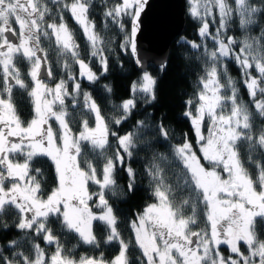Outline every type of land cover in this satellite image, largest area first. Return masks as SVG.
I'll list each match as a JSON object with an SVG mask.
<instances>
[{
	"label": "snow or ice",
	"instance_id": "6c2138e0",
	"mask_svg": "<svg viewBox=\"0 0 264 264\" xmlns=\"http://www.w3.org/2000/svg\"><path fill=\"white\" fill-rule=\"evenodd\" d=\"M51 2L57 6L58 24L46 23L51 8L45 0H0V77L3 81L2 92L7 94V98L0 96V215L9 209L15 210L18 222L14 226L31 242L34 254L29 256L22 251H11L10 255H5L6 250L18 247L20 241L13 239L0 246V264H107L102 253L100 258L81 257L79 261L65 255L63 244L49 227L52 218L59 221L61 228L76 233L84 244L97 247L93 221H100L108 229L105 243L119 244L120 251L111 264H130V243L121 237L117 217L105 193L116 185L117 166L122 167L125 156L130 159L138 147L137 137L144 130L152 129L153 125L138 120L135 131L119 135L111 131L109 122L101 115V109L92 95L83 92V107L95 116L96 126L90 128L88 121L84 120L83 131L73 135L69 120L71 114L65 101L71 97L73 105L79 106L77 97L81 94V84L73 75L72 63L68 60L62 65L67 80L62 78L54 88L44 82L42 75L45 71L48 77H52L53 73L48 51L41 46V37H54L58 54L70 55L71 61L79 66V77L89 82L97 81L98 76L89 64L79 58L80 46L63 15L70 13L90 45L91 56L99 60L104 72L108 70V61L101 47L102 38L95 31V22L89 19L93 0ZM146 4L147 0H122L121 4L104 13L105 18H110L119 31L125 33L121 49L130 48L138 66L142 65V60L136 38ZM214 12L218 14L219 24L213 33L207 17H214ZM190 13L201 21L199 35L211 39L215 44L214 50H209L206 45L190 42L193 49L205 48L211 66L206 76L200 79L203 87L198 95L195 113L191 110L185 112L191 120L196 143L207 166L201 162V157L193 151V145L187 139L183 144L173 146V156L183 166L180 173L183 182L177 187L188 192V196L177 205L164 169L155 162L157 159L167 160V157L163 154L153 157L147 173L155 185L153 195L157 203L149 204L132 222L135 243L146 264H264V240H260L255 231L256 219L264 220V162L255 161L249 155V163H254L257 170L254 178L238 151L242 141L248 143L250 153L257 148L264 149V131L258 137L252 134V113L239 99L236 82L228 75L223 63L225 58L235 60L256 114L264 118V44L261 43L264 41V30L259 37H245L242 41L226 36L236 19L239 27L245 31L255 25L258 22L256 18L264 16V0H232V3L229 0H192ZM124 17L131 18L130 33L126 32ZM19 59L29 64L27 75L33 82L28 95L33 103L34 117L26 125L12 102L14 87L28 89L17 67ZM164 67L166 62L161 65V70ZM253 67L258 75H252L250 69ZM222 77L226 83H221ZM69 81L72 82L71 92ZM156 84L155 77L148 71H142L138 81H133L131 85L133 96L115 106L123 114L114 117L111 123L119 126L125 122L140 100L151 104L156 98ZM104 87L105 91L111 93L108 85ZM225 90L230 94L226 95ZM257 96L261 98L257 99ZM187 103L191 105L193 101ZM228 105L230 112L225 115L224 109ZM57 107L59 110H56ZM206 118L210 124L207 135H204L201 129ZM51 119H55L59 125L58 137L49 123ZM154 130L159 139H169V131L162 121L154 126ZM109 136L117 139L118 149L114 156L106 158L102 179H98L92 161H84L87 170L81 167L79 158L83 156L82 144L87 143L92 151L102 154L109 143ZM18 157H22L23 162ZM38 157H47L55 166L57 187L46 199L42 197V183L38 179L43 175L41 169H35V175H32L31 164ZM126 171L131 191L136 174L131 166ZM89 182L99 185L100 191L90 194ZM93 195L99 198L97 206L102 208L100 215H95L89 207L88 202ZM201 204L210 231L207 228L192 230L198 223L197 208ZM185 206L192 208L191 215L183 214ZM2 227L7 231L10 225L4 223ZM41 236L45 244L55 245L50 260L46 258L45 249L34 242ZM240 242L247 247V254L241 251ZM221 246H227L230 255L224 256Z\"/></svg>",
	"mask_w": 264,
	"mask_h": 264
},
{
	"label": "trees",
	"instance_id": "16d2710c",
	"mask_svg": "<svg viewBox=\"0 0 264 264\" xmlns=\"http://www.w3.org/2000/svg\"><path fill=\"white\" fill-rule=\"evenodd\" d=\"M48 6L51 8V12L46 17V23L60 22L59 14L57 13V6L53 5L51 0H45ZM71 2V0H67ZM121 0H93L91 10L89 12V19L95 22V31L102 38L101 47L104 49V55L107 57L108 70L103 71L99 60L91 56V50L89 43L86 40L84 33L80 26L73 20L70 13L65 12L64 20L68 27L74 34L76 43L80 46V59H83L89 64L93 72L99 74L98 80L86 84V88L90 91L93 99L99 105L101 109V115L109 122L110 129L117 132L119 135L135 131L136 122L143 120L146 123L153 125L152 129H147L137 137L138 147L133 151V155L130 159L125 156V164L117 166L115 172L116 185L114 189L108 190L105 193L109 205L113 209L114 215L117 217V228L121 234V237L130 243L128 250V258L130 264H141L144 261L141 250L135 243V236L131 227V222L136 218V215L142 211V209L150 202L154 200L153 190L155 185L152 183L148 173V166L153 163V157L163 154L167 157V160L157 159L155 162L164 169L166 181L172 186L174 190L175 203L179 205L184 198L188 196L187 190H183L177 187L178 184H182L183 177L180 176L182 171V164L175 160L172 148L175 145L183 144L185 139L192 143L196 147V136L189 117L185 115V112L191 110L195 111L196 104L198 102V94L202 87L200 83L201 77L206 76L208 68L211 66V61L207 59L205 55V48L202 46L199 49H193L190 42L206 45L207 49L214 50L215 44L211 39L202 38L198 29L200 22L194 17L189 16L187 13V19L183 35L179 36L176 41L171 44L169 57L166 61V67L161 70V65L156 67L153 64H149L147 69L150 74L155 77L157 84L155 86V100L151 104H145L143 100H140L137 104L134 112L129 118L121 125L117 126L111 123L114 117L122 115L115 106L119 105L124 99L129 98L132 94L131 85L140 74L138 65L135 62V58L131 54V50H122L121 42L124 39V32L119 31V28L114 25L110 18H105L104 13L118 5ZM232 3V0H229ZM257 23L250 26L246 31L239 27L238 19L230 26V30L226 32V36H233L238 41H242L245 37H259L262 30H264V16L256 18ZM210 31L215 32V28L218 27L219 17L215 13L214 22L209 19ZM123 23L127 33L131 32V18L124 17ZM49 32L51 30H48ZM48 41L49 52L54 50L56 46L54 37L43 38ZM188 42V43H186ZM264 44V41L261 42ZM46 45V44H45ZM47 49V48H46ZM238 45L236 51H238ZM227 67L228 75L236 82L238 88V97L248 107L252 113V134L259 136L261 131H264V118L256 114L254 103L248 95L247 88L243 83V77L241 71L232 58H225L223 61ZM165 64V63H164ZM55 69H52V77L49 81L53 83L57 80V76L54 75ZM252 75H258L255 68L250 69ZM1 79V77H0ZM2 80V79H1ZM0 80V88L2 81ZM221 83H226V80L222 77ZM105 85L111 88V93L105 91ZM25 90H21L19 95H12V102L16 107L17 114L20 119L26 124L31 117V105L25 95ZM225 94H230L225 90ZM257 96V99H260ZM192 100L193 103L189 105L187 101ZM84 114H88L87 110H83ZM230 105L224 109V114H229ZM89 115V114H88ZM163 122L164 127L169 131V139L162 140L157 137V132L154 130V126ZM115 137L110 138V142L105 147V154L97 152L95 155L100 158L99 167L101 168L102 162L106 157H112L116 153ZM111 150V151H110ZM238 151L240 158L244 162L245 167L248 168L250 174L255 178L257 170L254 163H249L248 157L251 154L255 161L264 162V149H259L253 153L249 152V146L246 141L240 142L238 145ZM122 155L124 153L121 151ZM103 155V156H102ZM34 160L31 164L33 169L40 168L43 175L41 176V183L43 192L42 195H46L56 184V176L54 169L49 160L45 158ZM202 163L207 166V162ZM102 162V163H101ZM131 166L135 171V184L132 190H129V177L124 166ZM259 188V186H257ZM90 191L96 189L94 185L90 186ZM198 223L192 227L193 231H199L202 229H208V224L205 217V209L201 204L197 208ZM183 214L189 216L192 214V208L185 206L183 208ZM18 222V216L15 210L9 209L4 215H0V246L6 245L8 241L13 239L20 241L18 247L6 250L5 255H10L11 251H22L24 254L33 256L31 242L24 237V233L18 231L15 228V223ZM8 223L10 228L7 231L3 230V224ZM49 227L53 229L54 234L59 238L60 242L64 246V254L73 258L79 259L83 256L87 257H101L103 254L104 260H111L117 251H119L118 243H105L108 234V229L100 221L95 220L93 222V234L95 235L98 247L95 245L84 244L78 235L74 232H68L66 229L61 228L60 223L51 220ZM256 234L260 240H264V220L260 218L256 219ZM65 236L60 238L62 235ZM35 243H39L41 247L45 249L46 255H49L55 249L54 245L45 244L42 236L36 238Z\"/></svg>",
	"mask_w": 264,
	"mask_h": 264
},
{
	"label": "rangeland",
	"instance_id": "374dc122",
	"mask_svg": "<svg viewBox=\"0 0 264 264\" xmlns=\"http://www.w3.org/2000/svg\"><path fill=\"white\" fill-rule=\"evenodd\" d=\"M122 3V0H121V2L119 3V4H121ZM191 3H192V0H186V11H187V13L189 14V16H191V17H193L192 15H191V13H190V8H191ZM201 12H203V8H201ZM214 17H215V12H214ZM214 17H207V19L209 20H211V21H213L214 20ZM187 19V18H186ZM198 20V19H197ZM198 22H200L199 24H200V26H201V21L200 20H198ZM185 28V27H184ZM200 28V27H199ZM215 31H216V28H215ZM183 35V34H182ZM43 38H45V37H41V41L43 40ZM55 41V40H54ZM42 47H44L45 49L47 48V51H49V48L50 47H46V45H42ZM89 47H90V45H89ZM238 48H239V46H238ZM130 49V48H129ZM91 50V49H90ZM59 53V49L57 48V45L54 47V50H52L51 52H49V54H48V58H49V60H50V63H51V66H52V69H55L53 72H54V75L55 76H57V80L55 81V82H53V83H50L49 81L51 80V77H48V78H42L43 80H44V82L49 86V87H55V84L57 83V82H59V80H61L62 78L63 79H65V80H67V73L65 72V71H63L62 70V65L64 64V62H65V60H68V62L69 63H72V69H73V75H75L76 77H77V79H78V81H79V83L81 84V94L77 97V100H78V102H79V106H74L73 105V103H72V99H71V97H69V98H67L66 99V101H65V103H66V106H67V110H68V112L71 114L70 115V117H69V120H70V127H71V129H72V133H73V135H78L81 131H83V121L84 120H87L88 121V125H89V127L90 128H95V126H96V121H95V116L93 115V114H91V113H89L88 111V114H84V112H83V110H86L84 107H83V92H89L90 93V91L86 88V84H88V83H90L89 81H87V79H85V78H81V77H79V66L78 65H76V64H74L72 61H71V57H70V55H68V56H64V55H61V54H58ZM25 64H28L26 61H24L23 59H19L18 61H17V66L20 68V70H21V72H22V76H23V78H24V80H25V83L28 85V89L27 90H25L26 92H25V95L27 96V98H28V101L30 102V105H31V117H30V119H29V121L34 117V110H33V103H32V100H31V98H30V96L28 95V93H29V91H31V88L33 87V82L31 81V78L27 75V73H28V71H29V64H28V66L29 67H27V69H25V67H24V65ZM142 71H148V69H145V70H142ZM142 71H140V74H139V76H138V78L136 79V80H134V81H138V79L141 77V75H142ZM149 72V71H148ZM94 73H96V72H94ZM150 73V72H149ZM96 75L99 77V74L98 73H96ZM1 79H2V77H1ZM0 79V80H1ZM2 81V80H1ZM202 85V84H201ZM1 87L2 88H0V96H2L3 98H7V94L6 93H3L2 92V89H3V81H2V85H1ZM68 87H69V92H71V90H72V82L71 81H69L68 82ZM203 87V86H202ZM202 87H201V89H200V91L202 90ZM21 90H24V89H20V88H18V87H14L13 88V93H12V95L13 94H17V95H19V92L21 91ZM200 91H199V93H200ZM91 94V93H90ZM199 95V94H198ZM133 96V93L131 94V96L130 97H132ZM129 97V98H130ZM93 98V97H92ZM126 99H128V98H126ZM126 99H124V100H126ZM199 103V100H198V102H197V104ZM197 104H196V106H197ZM56 110H59L58 109V107L56 108ZM189 111V110H188ZM193 113H195V111L193 112ZM225 115H228V114H225ZM190 119V118H189ZM28 121V122H29ZM27 122V123H28ZM26 123V124H27ZM49 123L51 124V126L53 127V130H54V132H56V134H57V137L59 136V125H58V123L55 121V119H51L50 121H49ZM25 124V125H26ZM209 124H210V121H208L207 120V118L205 119V122H204V124L202 125V132H203V134L204 135H207V132H208V126H209ZM112 131V130H111ZM124 135V134H123ZM110 138H111V136H109L108 137V140H109V142H110ZM115 141H117V139H115ZM57 143L59 144L60 143V141H59V139H57ZM117 143V142H116ZM192 144V143H191ZM193 145V144H192ZM116 146H117V148H116V151H117V149H118V144H116ZM111 151V150H110ZM193 151H195L196 152V154H197V156L198 157H201L202 158V154L200 153V151H199V145L196 143V147L193 145ZM82 152H83V156L82 157H80L79 158V160H80V164H81V167L82 168H84L85 170H87V164L86 163H84V161L85 160H89V161H92V163H93V166L94 167H96V169H97V178L98 179H102V169H103V165H104V163L106 162V158H104V160L102 161V162H104L101 166V168L99 167V164L98 163H100V156L99 157H97L95 154L97 153V152H99V151H96V152H94V151H92V149H91V146L89 145V144H87V143H83L82 144ZM103 155L105 154V152L103 151V153H102ZM122 154V153H121ZM102 155V156H103ZM41 158H45V159H47V160H49L47 157H38V158H36L35 160H37L38 162L40 161L39 159H41ZM18 160L20 161V162H23V158L22 157H18ZM50 161V163L52 164V166H53V169H54V173H55V176H56V172H55V166H54V164L51 162V160H49ZM101 162V163H102ZM202 162V161H201ZM206 162V161H205ZM119 166V165H118ZM127 165H125L124 166V169H125V171H126V169H127ZM32 168V167H31ZM33 169V168H32ZM37 169H40V168H37ZM32 175H35V169H33V172H32ZM38 179L40 180L41 179V176L40 177H38ZM57 177H56V184H55V186L50 190V192L48 193V194H50L51 193V191L55 188V187H57ZM91 185H94L95 187H96V189H94L93 191H90V186ZM257 190L259 191L260 189L259 188H257ZM88 191H89V193L90 194H93V193H98L99 191H100V188H99V185H97V184H94V183H92V182H89V184H88ZM48 194H46V195H42V197L43 198H47V195ZM89 207H90V209H91V211L95 214V215H100L101 213H102V208L101 207H98L97 205H98V203H99V198H98V196H95V195H93V198H92V200H90L89 202ZM152 203H157V200H156V197L154 196V200L152 201V202H150V203H148L143 209H142V211L140 212V213H138V214H141V213H143V211H144V209L149 205V204H152ZM137 214V215H138ZM137 215H136V218H137ZM136 218L134 219V220H136ZM52 221H54V222H57L58 224H59V221H57V220H55V218H52L51 219ZM133 220V221H134ZM95 221V220H94ZM93 221V222H94ZM132 221V222H133ZM132 222H131V224H132ZM208 230L210 231V226L208 225ZM108 235V234H107ZM65 236V238H66V233H65V235H62L60 238H62V237H64ZM135 236V235H134ZM79 237V236H78ZM43 238V237H42ZM107 238V237H106ZM55 246V245H54ZM41 247V246H40ZM240 247H241V251L242 252H244L245 254H247V247L243 244V242H240ZM41 248H43V247H41ZM44 249V248H43ZM119 251H120V249H118ZM119 251H117V253L115 254V256L116 255H118V253H119ZM221 251H222V253H223V255L224 256H228V255H230V253L228 252V249H227V246H221ZM55 252V249L52 251V252H50L49 253V255H46V258H48L49 260H50V257H51V255L53 254ZM46 253V252H45ZM114 256V257H115ZM83 257H87V256H83ZM114 257L111 259V260H105L106 262H107V264H111V261L114 259ZM71 258V257H70ZM92 258H100V257H92ZM73 259V258H72ZM73 260H75V261H79L80 260V258L79 259H73Z\"/></svg>",
	"mask_w": 264,
	"mask_h": 264
},
{
	"label": "water",
	"instance_id": "95a60500",
	"mask_svg": "<svg viewBox=\"0 0 264 264\" xmlns=\"http://www.w3.org/2000/svg\"><path fill=\"white\" fill-rule=\"evenodd\" d=\"M186 18V0H147L136 38L140 71L167 61L171 44L183 34ZM42 78H48L46 71Z\"/></svg>",
	"mask_w": 264,
	"mask_h": 264
},
{
	"label": "flooded vegetation",
	"instance_id": "af4514ba",
	"mask_svg": "<svg viewBox=\"0 0 264 264\" xmlns=\"http://www.w3.org/2000/svg\"><path fill=\"white\" fill-rule=\"evenodd\" d=\"M13 27H16V25L15 24H13ZM17 31H18V28H17ZM49 42L48 41H46L45 39H43L42 41H41V46L44 44H46V47H48V44ZM44 48V47H43ZM48 61H49V63H50V60H49V58H48ZM51 64V63H50ZM18 67V66H17ZM24 67H25V69H27V67H29L28 66V64H25L24 65ZM19 68V67H18ZM20 69V68H19ZM21 71V70H20ZM22 73V72H21Z\"/></svg>",
	"mask_w": 264,
	"mask_h": 264
}]
</instances>
